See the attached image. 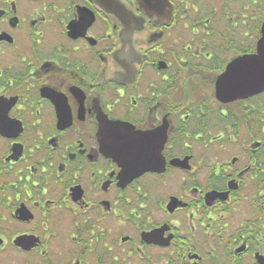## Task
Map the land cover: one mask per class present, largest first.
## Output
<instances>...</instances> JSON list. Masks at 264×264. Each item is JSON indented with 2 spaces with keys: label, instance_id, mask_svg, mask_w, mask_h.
Returning a JSON list of instances; mask_svg holds the SVG:
<instances>
[{
  "label": "flooded vegetation",
  "instance_id": "obj_1",
  "mask_svg": "<svg viewBox=\"0 0 264 264\" xmlns=\"http://www.w3.org/2000/svg\"><path fill=\"white\" fill-rule=\"evenodd\" d=\"M263 24L264 0H0V264H264V89L220 82Z\"/></svg>",
  "mask_w": 264,
  "mask_h": 264
},
{
  "label": "water",
  "instance_id": "obj_2",
  "mask_svg": "<svg viewBox=\"0 0 264 264\" xmlns=\"http://www.w3.org/2000/svg\"><path fill=\"white\" fill-rule=\"evenodd\" d=\"M220 82L236 84L237 87L234 91L239 93H254L264 89V24L262 36L257 42L256 53L231 61L221 75ZM226 91L233 90L227 88ZM135 157H138L136 159L138 173L150 170L151 154L138 153V156L135 155Z\"/></svg>",
  "mask_w": 264,
  "mask_h": 264
}]
</instances>
